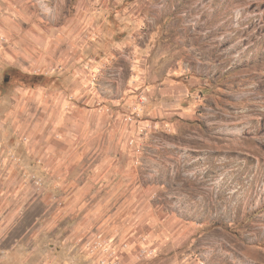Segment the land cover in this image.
Returning a JSON list of instances; mask_svg holds the SVG:
<instances>
[{"label":"rangeland","instance_id":"rangeland-1","mask_svg":"<svg viewBox=\"0 0 264 264\" xmlns=\"http://www.w3.org/2000/svg\"><path fill=\"white\" fill-rule=\"evenodd\" d=\"M14 1L16 14L24 6L49 19L73 18L72 34L83 56H110L114 39L126 51L129 42L140 44L138 58L154 45L166 52V68L175 72L171 77L194 80L199 91L194 121L172 135L154 133L160 140L145 149L154 192L152 212L147 210L151 241L141 238L139 256L164 255L163 264H264V0ZM11 11L2 12L9 24L17 19ZM21 77L17 69L0 65V124L19 89L50 83L42 77L44 82L32 86ZM25 179L24 185L15 181L7 194L15 218L24 222L10 226V239L0 248L49 251L53 242L32 225L43 212L36 201L40 181ZM7 212L0 206V222ZM105 236L88 245L103 252L91 264H115L116 241ZM77 244L71 245L75 252ZM121 244L128 249L126 241ZM172 246L177 252L169 253Z\"/></svg>","mask_w":264,"mask_h":264},{"label":"crops","instance_id":"crops-1","mask_svg":"<svg viewBox=\"0 0 264 264\" xmlns=\"http://www.w3.org/2000/svg\"><path fill=\"white\" fill-rule=\"evenodd\" d=\"M16 5L0 0L2 70L15 68L50 83L19 89L0 124V206L8 211L0 222L5 228L0 242L9 241L11 225L24 222L15 218L7 194L15 181L24 185L26 176H34L43 212L32 225L53 245L49 251L2 247L0 264H91L103 252L88 245L105 234L116 241L115 264H163L164 255L143 260L148 257L137 252L141 238L151 241L147 210L153 209L154 172L144 164L146 150L160 140L154 133L172 135L194 121L199 109L194 80L171 77L166 52L154 45L138 58L140 44L129 42L126 51L114 39L110 56H83L72 34L73 18L49 19L24 6L14 14ZM3 10L17 19L6 23ZM168 251L177 252L175 246ZM169 253L163 251L175 256ZM38 256L42 259H27Z\"/></svg>","mask_w":264,"mask_h":264},{"label":"trees","instance_id":"trees-1","mask_svg":"<svg viewBox=\"0 0 264 264\" xmlns=\"http://www.w3.org/2000/svg\"><path fill=\"white\" fill-rule=\"evenodd\" d=\"M24 80V81H23ZM44 80V79H43ZM42 80V77H39V76H27V75H25V76H23V77H21V81L22 82H24V83H26L27 81V83H30V81L31 82H33V83H31L32 84V86L34 85V84H36L35 82H40V81H43ZM44 82V81H43ZM42 85V84H41Z\"/></svg>","mask_w":264,"mask_h":264}]
</instances>
